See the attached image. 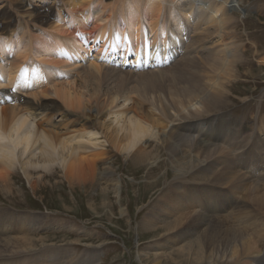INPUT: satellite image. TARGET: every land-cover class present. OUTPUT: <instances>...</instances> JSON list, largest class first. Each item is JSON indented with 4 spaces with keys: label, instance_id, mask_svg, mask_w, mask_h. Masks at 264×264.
<instances>
[{
    "label": "bare ground",
    "instance_id": "6f19581e",
    "mask_svg": "<svg viewBox=\"0 0 264 264\" xmlns=\"http://www.w3.org/2000/svg\"><path fill=\"white\" fill-rule=\"evenodd\" d=\"M7 3L0 10V184L8 187L20 174L34 189L61 174L57 188L61 181L86 187L95 176H115V155L146 178L154 172L163 181L172 176L157 207L171 218L160 225L163 239L168 237L164 243L181 242L177 256L207 264H264V257L253 256L264 240V113H256L254 124L252 114L239 120L221 113L231 92L225 83L242 59L241 45L226 31L232 32L236 19L232 10L242 14L240 3L6 0L0 7ZM12 3L20 17L15 22L7 13ZM122 30L146 32L153 40L166 36L172 60L156 68L121 69L103 63L100 50L86 56L75 36ZM63 47L76 60L63 59ZM34 64L46 82L19 84L11 93L15 72ZM111 181L117 196L121 181ZM213 183L227 191L208 192ZM8 216L0 220V236L16 231L14 215ZM32 249L28 237L0 239V264H69L45 262ZM243 256L248 260L242 262ZM135 262L144 264L138 251Z\"/></svg>",
    "mask_w": 264,
    "mask_h": 264
},
{
    "label": "rangeland",
    "instance_id": "374dc122",
    "mask_svg": "<svg viewBox=\"0 0 264 264\" xmlns=\"http://www.w3.org/2000/svg\"><path fill=\"white\" fill-rule=\"evenodd\" d=\"M237 1L243 12L239 15L238 10H232V13L242 18L237 19L236 14L232 32L230 28L226 31L230 33L227 34L228 39L241 45L239 51L242 59L233 66L234 72L230 69L229 72L233 73L230 79L226 77L228 81L225 84L231 96L221 113L239 120L245 114H252L251 122L254 124L256 113H264V107H258L261 101L264 105V0ZM3 2L6 0H0V5ZM233 5L238 9L235 3ZM7 6L8 3L2 5L0 10L7 9ZM10 7L7 13L11 12L10 20L15 22L20 18L15 15V12L18 13L17 7L13 3ZM18 22H21L20 26L23 25L21 19ZM188 30L191 32V27ZM186 38L184 36L183 40L186 41ZM248 125L251 126L250 123ZM110 162L115 171L111 180L117 178L121 181L118 197L114 193L113 181L101 175L95 176L86 187L78 183L67 187L61 181L57 182L60 186L57 188L54 181L60 180L61 174L53 181L47 176L48 184L45 187L37 184L34 189L20 174L8 187L0 184V220H6L11 212L14 215L12 220L16 223V231L9 237L8 234L0 236V239L28 237L34 244L35 250L31 251L44 254L47 258L45 262L64 260L69 264H136L135 252L138 251L144 264H207L203 259L201 262L195 258L190 261L186 255L177 256L174 249L181 242L171 246L174 238L164 243L168 237H162V222L171 218L158 209L157 205L161 202L157 201L167 195V183H174L169 180L172 176L163 181L154 172L146 178L141 170L137 172L115 155ZM146 182H153V187L144 190L142 186ZM213 184L207 187L208 192L212 193L211 189L221 193H224L223 189L227 191L225 186ZM239 196L240 202L242 195ZM212 202L216 204V198ZM232 205L230 210H233ZM121 210H124L122 214ZM147 221L151 224L147 225ZM263 246L264 240H261L258 254H253L255 260L264 257ZM247 257H241V261H247ZM39 260L43 259L40 257Z\"/></svg>",
    "mask_w": 264,
    "mask_h": 264
}]
</instances>
